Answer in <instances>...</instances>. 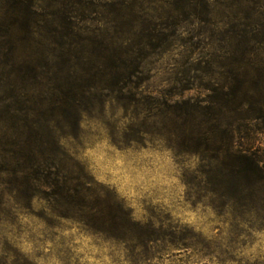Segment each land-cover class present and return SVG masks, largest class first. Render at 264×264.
<instances>
[{
    "label": "rangeland",
    "instance_id": "rangeland-1",
    "mask_svg": "<svg viewBox=\"0 0 264 264\" xmlns=\"http://www.w3.org/2000/svg\"><path fill=\"white\" fill-rule=\"evenodd\" d=\"M210 1V15L202 0L71 3L76 37H106L114 65L129 54L143 73L137 90L111 86L112 73L77 99L78 115L55 130L59 144L165 240L145 253L57 219L43 201L24 209L5 198L0 257L7 264H264V209L220 207L197 137L241 122L242 137L259 133L256 143H243L264 157V16ZM236 86L243 90L237 112ZM52 95L36 94L34 103Z\"/></svg>",
    "mask_w": 264,
    "mask_h": 264
},
{
    "label": "trees",
    "instance_id": "trees-1",
    "mask_svg": "<svg viewBox=\"0 0 264 264\" xmlns=\"http://www.w3.org/2000/svg\"><path fill=\"white\" fill-rule=\"evenodd\" d=\"M75 1L0 0V203L6 198L32 209L35 200L43 201L57 219L148 253L151 245L165 240L163 235L151 224L135 221L113 192L99 187L63 150L56 136L61 123L72 113L78 115L77 99L98 89L107 76L115 74L113 87L137 90L134 80L143 73L129 54L121 66L114 65L106 37H76L70 20ZM225 1L229 11L238 5L250 18L264 16V0ZM210 2L202 0L208 15ZM242 91L236 86L232 92L235 112ZM49 92L53 100L34 103L36 94ZM239 123L219 132L213 127L209 136H197L204 142L202 161L206 174L214 179L220 207L263 210L264 157L253 145L243 143H256L259 133L242 137L244 125ZM0 264L7 263L0 257Z\"/></svg>",
    "mask_w": 264,
    "mask_h": 264
}]
</instances>
